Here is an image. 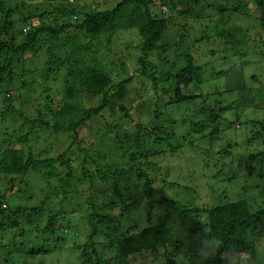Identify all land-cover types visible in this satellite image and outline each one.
<instances>
[{"label":"trees","instance_id":"1","mask_svg":"<svg viewBox=\"0 0 264 264\" xmlns=\"http://www.w3.org/2000/svg\"><path fill=\"white\" fill-rule=\"evenodd\" d=\"M156 1H158V5H156ZM223 1L205 0L206 6L203 9V4L198 0H119L112 8L102 11L89 8V11H87L86 4L70 3L68 0H44L42 2L44 4L40 6V13L34 16L36 21L30 22L32 17L29 13L23 11V0H0V94L2 96H0V103L5 104L4 109L0 111V128L5 130V137L2 142L6 146L3 149L0 148V174L6 179V185L8 186L4 191H0V229L9 230L10 228L12 234L11 244H2L3 238L1 237L0 248L2 250L11 248L13 251V248H15L16 254L18 252L20 257L23 258L44 257V255L54 252V249L59 253L61 249L57 248V243H62L68 236L71 237L68 229L74 231L76 227L70 223L66 215H63V207L56 212L45 207L52 195L60 197L58 201L60 206L69 200L67 188L74 186V170L71 168L72 159L66 157L67 154L65 153H61L54 159L47 154L48 148L34 153L31 143L33 141L37 143L41 138L49 139L57 134H66L71 139L67 150L75 145L77 151L83 152L84 161L80 166V172L83 177L88 175L90 178L89 190L93 188L92 181H94L95 176L85 167V162H88L90 158L87 152L79 147V131L88 123L98 126L96 134H98L103 124H106L108 129L111 128L110 123L101 124V120L105 118L101 113L105 110L110 112L109 115L112 114L120 120L121 116L116 114H120L124 107L121 105L120 109L116 110L117 96H115V93L110 94V91L119 89L122 84L130 80V78H127L120 82H112L110 78L108 79V72L102 66V63L96 61L98 47H101L104 41L107 44L110 43L117 30L136 29L142 39L140 43L142 53L136 61L138 75L146 78L150 83L152 96L160 99L161 109L164 112L172 111L171 107L173 106L179 109L181 105H185L187 113L182 115L181 121L187 122L189 121L186 117L187 114H192L194 111L191 110L190 103L204 94L202 92L199 95L190 93L191 87L200 84L203 80V65L197 63L198 59L196 60L193 55V50L196 49H193L192 44L188 42L190 33L188 29L184 30L189 24L188 21L182 19L181 21L184 23L179 24L172 15L165 14L161 6H167L169 11L175 10L178 14L187 16H199L201 13L204 14L205 9H213L215 6L219 11L227 10L233 13V11L239 10V12L244 13V16L252 13L253 15H250L249 20L264 26V0H252V7L248 6V0ZM45 2L46 6L49 5L54 8L52 12L45 8ZM216 2L217 5H215ZM179 4L187 7L177 9ZM151 5L155 7L160 5L159 12L154 13ZM239 7H243L242 10ZM225 18L226 15L220 18L218 24L213 28L206 26L197 40L209 44L210 38L216 37L215 35L218 34L222 36L221 42L213 40L211 44L215 48L227 46L231 41V32L233 31L224 28L223 20ZM28 22L31 25L30 30L25 29ZM170 24L175 25L179 30L176 33L178 35L177 39H173L172 43L166 39ZM239 29V25L234 28L235 31ZM39 51L47 52L50 58L46 63L45 73L41 75L42 81L46 82V86L40 87L42 99L39 97L33 98L30 90H28L26 96L20 94L21 89L29 88L32 90L30 84L34 80L28 82L22 75L25 71L23 70L24 72L19 74V71H17L19 67L23 69L27 64L25 53L32 52L35 54ZM153 52L159 56V62L156 64L148 62L147 59ZM215 52L214 48H210L209 54H215ZM169 53L175 54L174 61L170 62L169 60L168 62L169 58L163 56ZM179 60H182V63L179 64ZM62 66L69 67L62 81L65 86L63 94H66V96L59 95L61 100H57L50 96L51 94L47 95L51 90L48 80L50 76H57V73H60L58 69ZM163 67L167 68L164 69ZM121 68L124 71V63H121ZM214 74L216 76H226L225 90L228 92L235 90L236 93L244 96L247 87L245 86L243 71L237 65L221 69ZM11 84L16 87L11 89ZM15 98L22 105L31 104L32 106L35 103V106H33L37 112L36 116L30 117L22 109L15 108L13 106ZM223 109H227V106ZM223 109L219 108L218 110L220 112ZM198 111L201 112L202 109L199 108ZM155 112V119H163L161 111L155 110ZM14 116L20 120L17 129L18 134L13 128L10 132V124L4 125L7 118ZM126 116H129L128 112H126ZM218 117L220 115H217L215 108H211L209 118L217 120ZM168 121L172 124L177 122L172 117H169ZM258 124L261 125L260 129L264 130V121L258 122ZM120 125L116 123L112 127L119 128ZM15 132L17 135L15 134L12 137V133ZM42 133L43 136H41ZM145 133L146 137L153 140L154 143L166 142L167 147H170L172 151L179 148V145L170 142V139L174 138V133H169L162 125H154L148 129L138 124L137 131L132 136L120 135L118 131L113 134L106 148L110 150L108 151L110 153L108 156L111 157L109 161H117L115 169L110 171L109 165L103 178L100 177V179L111 178L114 181L115 194L121 198V214L124 213L127 207L123 195L118 189L120 184L119 174L123 172L121 164L124 161L128 172L136 176L137 179H142L143 194L150 198L154 192L153 184L155 182L151 178L148 169H155L158 165L155 159L165 152L149 148V143L145 140ZM219 133V128H213L207 138L202 136L199 140L212 141ZM227 153H229V150L223 148L219 156L223 158ZM261 154V158H257L256 155H250V157L254 160L259 159L261 167L256 174L259 180L264 182V153ZM103 158L106 159V155ZM56 161H60V166L67 169L64 178L58 177L59 172L56 165H54ZM91 161L93 162L92 159ZM93 163H95L94 165L99 173L100 170L96 162ZM30 172L39 173L47 178L57 177L59 183L52 188L48 195L44 196L40 201V206L31 207L27 210L23 206L10 205L9 199L13 196L15 188L18 193H21L20 184H25L24 187H28L24 178ZM219 175V181L221 182L230 179L222 176L221 171ZM162 182L165 184V181ZM262 184H256L259 186V189L257 188V198L260 199V203L255 210L252 209L254 197L251 201L242 195L248 188H251L250 185L249 187L244 185L240 189L241 195H239V198H230L225 194V191H221L219 193L220 197H216L215 201L209 205L201 207L193 205L195 206L193 209L182 206L185 214L192 211L196 214L204 213L206 217L203 229L209 228L212 233L219 230L226 237V244L221 246L215 256H209L206 259H201V253L196 250L194 242L189 245L183 242L182 238H187L189 232L183 228L178 232L180 235H176V230H174V226L169 219L138 228L133 225L123 226L118 219L119 215L117 219H112L113 223L108 224L110 223L107 219L109 214L102 208V203L100 204L98 199L94 200L90 197L86 202L90 206L91 212L79 218L85 222L88 229L86 240L77 243L75 240L78 234H75V239H73L75 248L79 253L77 264H198V259L201 260L200 264H225L229 255L227 252L229 242L237 241L246 231L256 233L264 231V183ZM172 185L182 187V189L188 188L180 185L178 181H174ZM208 187L209 189L212 188V193L216 191L213 186ZM252 194L254 195V193ZM165 201L169 200L159 198L152 203L159 205ZM171 204L176 205L177 202L171 201ZM43 210L47 212L46 223L40 229L35 228L36 237H32L26 245L23 239L16 235L13 228L23 229L20 227L19 216L26 217L30 221L34 214H40ZM60 220L66 221L64 227L59 225ZM42 233L47 236H43ZM50 235L57 236L50 239ZM202 236L203 231L199 235V240ZM100 238L106 240L111 254L108 258H102L97 251L96 244L100 242ZM208 238L211 239V237ZM200 247H203L202 243ZM222 253L224 259L221 258ZM63 254L62 251L61 256H67L66 253ZM180 254L185 255L180 258ZM139 257H142L141 262L137 261ZM11 259L8 256L3 260L7 262ZM1 263H3L2 259H0ZM69 263L68 261L65 262V264ZM20 264L29 263L26 261V263Z\"/></svg>","mask_w":264,"mask_h":264},{"label":"rangeland","instance_id":"2","mask_svg":"<svg viewBox=\"0 0 264 264\" xmlns=\"http://www.w3.org/2000/svg\"><path fill=\"white\" fill-rule=\"evenodd\" d=\"M23 1V11L29 13L32 17L30 22L36 21V17L34 16L40 13V6L44 4L42 3L44 0ZM68 1L80 5L86 4L88 7V9H86L87 11H89V8L102 11L112 8L119 0ZM198 1L203 4L202 6L204 9L206 6L204 3L205 0ZM229 1L232 2V0ZM222 2L224 1L222 0ZM217 4L216 2L215 5ZM247 4L249 7H252V0H248ZM156 5H158V1H156ZM151 6L154 13L159 12L160 5L156 7L153 5ZM177 7V9H180L186 8L187 6L179 4ZM45 8L51 12L54 9L49 5ZM167 8V6H161L162 11L167 15H172L179 24L184 23L181 21L182 19L188 21V28L186 27L184 29L185 31L188 29L190 33L188 42L192 44L191 46L193 49H196L193 50V55L196 60L198 59L197 63L203 65V80L200 84L193 85L190 93L199 95L202 92L204 94L190 103V108L194 111L192 114H187L186 117L189 121H181L182 115L187 113V107L185 105H181L179 109L173 106L171 107L172 111L164 112L161 109L160 99H156L152 96L150 83L146 78L138 75L136 71L138 67L136 61L142 53L140 50L142 39L138 31L136 29L117 30L111 38L110 43L107 44L104 41L102 46L98 47V57L96 61L102 63V66L109 74L108 79L110 78L112 82H120L121 80L130 78V80L122 84L119 89L110 91V94L115 93V96H117L116 110H119L121 105L124 107V110H122L120 114H116L121 116V118L119 120L112 114L109 115L110 112L105 110L101 113L105 116V118L101 120V124L105 122L110 123L111 128L109 129L111 130L108 129L106 124H103L102 126L100 125V130L98 134H96L98 126L88 123L79 131V147L84 149L90 158V162H85V167L95 176L94 181H92L93 188L89 190L91 183L90 178L88 175L83 177L80 172V166L84 161V154L82 151H77V146L75 145L67 150L71 143V139L68 138L66 134H57L49 139L41 138L37 143H34V141L31 143L34 153L48 148L47 154L54 159L61 153L67 154L66 157L68 156L69 159H72L71 168L74 170V186L67 188L69 200L63 203L64 205L60 206L58 205L60 197L52 195L49 203L45 207H48L53 212L63 207V215H66L70 223L76 227L74 231L68 229L71 237L68 236L62 243H57V248L61 249L59 253L54 249V252L51 251L52 253L44 255V257L36 256L34 258H23L20 257L18 252L16 254L14 251L15 248H13V251L11 248H7L6 250L0 248V259L3 261L1 264H16L17 260V264L26 263V261L29 264H65L67 261L70 262L69 264H77L79 253L75 248L73 239H75V234H78L75 240L77 243H82L86 240L88 229L86 228L85 222L79 218L91 212L90 206L86 202L90 197L94 200L98 199L99 203H102V208L109 214L107 219L110 223L108 224L113 223V220L117 219L119 215L118 219L123 226L133 225L138 228L154 225L161 220L169 219L174 226V230H176V235H180L178 232L183 228L189 232H187V238H182L183 242L188 245L199 240V235L203 231L206 215L204 213L196 214L193 211L185 214L183 213L182 206L193 209L195 206L201 207L203 205H209L215 201L216 197H220L219 193H221V191H225V194L230 198H239V195H241L240 189L244 185H248L247 187H249V185L251 186V188H248L242 195L251 201L253 200L252 197H254L252 209L255 210L260 203V199L257 198L259 186L256 184L258 183L261 185L264 182L259 180L256 173L259 172L261 164L258 161L259 159L254 160L250 155H256L257 158H261V153H264V130H261V125L258 124V122L264 121V26L249 20L250 15H253L252 13L244 16V13L239 12V10H235L231 13L227 10L219 11L215 6L213 9H205L204 14L201 13L199 16H187L178 14L175 10L169 11ZM242 8L243 7H239L240 10H242ZM224 15H226L225 20H223L224 28L233 31L231 32V41L227 46L221 47L216 44L219 47L215 48V46L211 44L213 40L219 43L221 42L222 36L218 34L215 35L216 37L213 36L210 38L209 44H206L205 41L197 40L201 31L204 30L206 26L213 28ZM30 22L26 24L25 29L30 30ZM238 25L240 29L235 31L234 28L238 27ZM178 31L175 25L170 24L166 39L172 43L173 39H177L178 35L176 33H178ZM180 32H182V30H180ZM210 48L215 49V54H209ZM94 49L97 50L95 47ZM170 53L163 55L169 58L168 62L169 60L170 62L175 60V54ZM25 54L27 64L25 68L21 69L19 67L17 71H19L18 74L25 71L22 75H24V78L27 79L28 82L34 80L30 84V87L34 91L25 88L20 90V94L26 96L28 90H30L33 98L39 97L42 99L40 87L46 86V82L42 81L41 75L45 73V68L47 67L46 63L50 59L49 54L45 51H39L35 54L28 52ZM147 59L148 62L152 64L159 62V56L155 52L150 54ZM178 62L180 64L182 60ZM121 63L125 65L124 71L123 68H121ZM234 65H237L243 71L244 82L247 87L244 96L236 93L235 90L229 92L225 90L227 83L226 76H216L214 74L221 69ZM67 68L69 67H59L58 71H60V73H57L55 77L50 76L48 84L51 86V90L47 95L51 94L50 96H53L57 100H61L59 95L65 92V86L62 81ZM163 68L166 69L167 67ZM229 79L231 78L229 77ZM15 87L14 84H11V89ZM63 96H66V94H63ZM33 105L35 106V103H33ZM33 105H22L16 98L13 103L15 108L22 109L30 117H35L37 114ZM226 106L227 109H223ZM4 107L5 104L0 103V111H2ZM199 108L202 109L201 112L198 111ZM211 108H215L217 115H220V117L216 118L217 120L209 118V110ZM219 108L223 110L219 112ZM155 110L162 112L163 119L157 120L154 118V113H156ZM125 111L128 112L129 116H126ZM7 116L9 117V114ZM169 117L176 119L177 122L175 124L170 123L168 121ZM19 123L20 120L14 116L12 118H7L4 125L10 124L11 127L8 126L10 132L15 129L18 134L17 129ZM116 123L121 124L119 128L112 127V125ZM138 124L148 129L152 128L154 125H162L169 133H174V138L170 139V142L179 145V148L172 151L170 147H167L166 142L154 143L153 140H149V138L146 137L147 135L145 133V140L149 143V148L163 150L165 152L155 159L158 164L155 169H148L151 178L155 182L153 184L154 192L150 198L143 194L142 179H137L136 176L129 173L124 161L123 164H121L123 166V172L119 174L120 184L118 189L123 195V200L127 207L124 213L121 214V198L115 194L114 181L111 180V178L100 179V177L103 178L108 166L110 165V171H113L117 162L116 160L109 161L111 157L108 156V154H110L108 151L110 150L106 148V145L110 142V138L113 137L116 131H118L120 135H134L137 131ZM216 127L219 128L220 133L212 141L207 139L199 140L202 136L207 138L210 131ZM16 132L12 133V137H14ZM4 135L5 130L0 128L1 149L6 147L3 144L4 142H2V139L5 137ZM41 136H43V133ZM103 136L105 137L103 138ZM223 148H227L229 153L221 158L219 155L221 150L223 151ZM104 155H106L107 160L103 158ZM91 159L93 162H96L100 170L99 173L94 165L95 163H93ZM59 162L60 161L54 162V165H56L59 172L58 177L64 178L67 169L60 166ZM220 171L222 176H225L226 179L229 177L230 179L225 182L219 181L220 177L218 176H220ZM24 180L28 187H24L25 184H20L21 193H18L15 188L13 196L9 199V203L10 205L15 204L23 206L27 208V210L31 207L40 206V201L44 196L48 195L52 188L59 183L57 177L47 178L39 173L32 172L28 173ZM162 181H165V184H163ZM174 181H178L182 186H187L188 190L173 186L172 183ZM208 186H213L216 191L214 190L215 192L212 193V188L209 189ZM7 187L6 179L0 174V191H4ZM251 192L254 193V195ZM159 198H164L169 201L162 202L159 205L157 203H152ZM171 201H176L177 204H171ZM45 210L40 214H34L30 221H28L26 217L19 216L20 227L24 230H21V228H13V230L16 231V235L19 238L23 239L26 245H28L32 237H36L37 233L35 228L40 229L45 225L47 220V212ZM60 216H62V214H60ZM65 224L66 221L60 220V226L64 227ZM45 235L46 234L43 236ZM55 236L57 235H50L49 237L52 239ZM1 237L3 238L2 244H11L12 234L10 228L9 230H1L0 239ZM96 248L102 258H108L111 255L106 240L103 238H100V242L96 244ZM62 251L64 254H67L66 257L61 256ZM7 252L10 253V255H8ZM184 255L185 254H180V258ZM8 256L12 259L5 262L3 259ZM137 261L141 262L142 257H139ZM200 262L201 260L198 259L197 263L200 264Z\"/></svg>","mask_w":264,"mask_h":264},{"label":"clouds","instance_id":"3","mask_svg":"<svg viewBox=\"0 0 264 264\" xmlns=\"http://www.w3.org/2000/svg\"><path fill=\"white\" fill-rule=\"evenodd\" d=\"M194 243L201 253V259H206L216 255L221 246L226 244V237L219 230L212 233L209 228H205L202 238ZM201 243L203 247H200ZM227 252L229 255L225 264H264V231H246L237 241L227 244ZM221 258L224 259L223 253Z\"/></svg>","mask_w":264,"mask_h":264}]
</instances>
